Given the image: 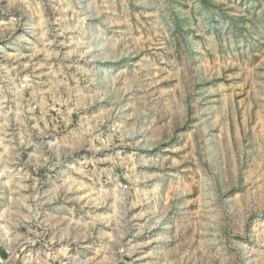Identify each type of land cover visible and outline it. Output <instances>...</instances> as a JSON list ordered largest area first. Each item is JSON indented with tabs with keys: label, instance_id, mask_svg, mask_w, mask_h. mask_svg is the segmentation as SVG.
<instances>
[{
	"label": "rangeland",
	"instance_id": "rangeland-1",
	"mask_svg": "<svg viewBox=\"0 0 264 264\" xmlns=\"http://www.w3.org/2000/svg\"><path fill=\"white\" fill-rule=\"evenodd\" d=\"M0 264H264V0H0Z\"/></svg>",
	"mask_w": 264,
	"mask_h": 264
}]
</instances>
